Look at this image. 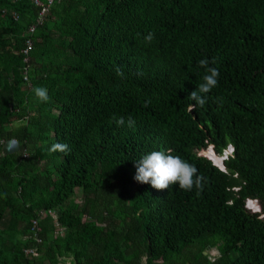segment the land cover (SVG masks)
I'll return each mask as SVG.
<instances>
[{"label": "trees", "instance_id": "obj_1", "mask_svg": "<svg viewBox=\"0 0 264 264\" xmlns=\"http://www.w3.org/2000/svg\"><path fill=\"white\" fill-rule=\"evenodd\" d=\"M40 9L0 0V264H264V0H61L43 24ZM201 59L220 75L191 107ZM10 138L22 152L5 156ZM231 145L227 172L200 155ZM153 150L194 164L200 194L137 182Z\"/></svg>", "mask_w": 264, "mask_h": 264}, {"label": "clouds", "instance_id": "obj_2", "mask_svg": "<svg viewBox=\"0 0 264 264\" xmlns=\"http://www.w3.org/2000/svg\"><path fill=\"white\" fill-rule=\"evenodd\" d=\"M153 39L154 33L152 32H149L144 37L147 43H150ZM212 63H215L214 59ZM198 64L205 69V75L203 76V82L197 85L196 89L190 92L188 96L190 100L195 102L191 107L204 106L206 94L217 86L220 75L216 67L209 66L208 59H201L198 61ZM33 92L40 102H47L50 99L47 89L44 87L37 86L33 89ZM113 119L117 125L125 124L124 117L116 118L114 116ZM127 125L134 127L135 120L129 117ZM51 150H59L65 153L71 151L66 143L53 144ZM135 166L136 173L134 179L140 183H149L157 190L169 189L172 185H178L180 189L185 191H191L193 188H196L197 195H199L206 181L205 177L198 174V169L194 164L179 155H173L170 150H153L148 152L142 155L140 159L135 160Z\"/></svg>", "mask_w": 264, "mask_h": 264}, {"label": "built area", "instance_id": "obj_3", "mask_svg": "<svg viewBox=\"0 0 264 264\" xmlns=\"http://www.w3.org/2000/svg\"><path fill=\"white\" fill-rule=\"evenodd\" d=\"M33 1L38 7L41 8L40 13H39L38 23L43 24L44 21L46 20L47 16L49 15V13L51 12L52 7L55 5V3H57L61 0H33ZM14 17L16 19H19V17H20L19 13L15 12ZM35 30H36V25H32L30 27L29 34H33ZM33 47H34L33 41L28 40L26 50L24 51V54L27 56V59H26L27 64H29V56H30V52L33 50ZM25 79H26V81L29 82L28 72L25 73ZM26 156H28V154H26ZM54 214L55 213L53 211H48V212L47 211H40V215L42 218L45 215H54ZM40 221H41V219L39 217H37L36 220H34L33 229H32V231L34 232V239L38 242H41V239L39 237V232L41 231ZM27 253L30 254V256H35V257L38 256V253L36 250H28Z\"/></svg>", "mask_w": 264, "mask_h": 264}, {"label": "water", "instance_id": "obj_4", "mask_svg": "<svg viewBox=\"0 0 264 264\" xmlns=\"http://www.w3.org/2000/svg\"><path fill=\"white\" fill-rule=\"evenodd\" d=\"M211 148H213L215 150V146H213ZM233 149H234V146L231 145L230 148L224 153L223 156L218 155L216 150H215L216 156L219 159H221V162H218L216 159H213L210 155L208 157L212 158L218 166H220L224 171H226V161L230 158V155H231ZM3 152H4L5 156L21 153L22 152L21 141H19L16 138H10V139L6 140V142L4 143ZM248 203H249V205H250V203H256L259 206V209H256L255 212L261 211L260 204L257 200L256 201L249 200ZM209 249H210V247L208 248V250ZM208 250L203 251L204 254H208ZM67 264H74V261L68 260Z\"/></svg>", "mask_w": 264, "mask_h": 264}, {"label": "rangeland", "instance_id": "obj_5", "mask_svg": "<svg viewBox=\"0 0 264 264\" xmlns=\"http://www.w3.org/2000/svg\"><path fill=\"white\" fill-rule=\"evenodd\" d=\"M19 19H20V17H19ZM19 19H16V20H19ZM210 153L211 152L201 151L200 155L208 157L210 155ZM82 197H83V193H81L79 191L78 194H77V201L80 202L82 200ZM248 207L251 208L253 211H256V209H259V206L257 204H256V206H254V205L251 206V203H250V205ZM4 227H5V225H4ZM217 253H218L217 249L216 248H212V249H210L208 251V256H209V254H212V256H215V254H217Z\"/></svg>", "mask_w": 264, "mask_h": 264}, {"label": "bare ground", "instance_id": "obj_6", "mask_svg": "<svg viewBox=\"0 0 264 264\" xmlns=\"http://www.w3.org/2000/svg\"><path fill=\"white\" fill-rule=\"evenodd\" d=\"M34 48V47H33ZM29 151V150H28ZM233 151H234V149H233ZM232 151V152H233ZM27 152V151H26ZM208 152H211L210 153V156L213 158V159H216L218 162H221V159H219L217 156H216V153H215V150L212 148L210 151H208ZM26 159V158H25ZM251 205H254V206H256V204L255 203H251ZM52 211V210H51ZM27 238H28V236H27ZM25 240V239H24ZM29 250V249H28ZM33 250V249H32ZM35 250V249H34Z\"/></svg>", "mask_w": 264, "mask_h": 264}]
</instances>
